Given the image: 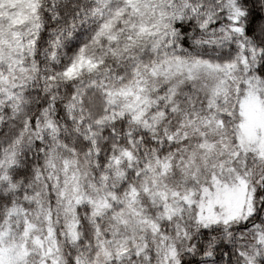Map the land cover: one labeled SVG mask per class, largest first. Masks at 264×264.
<instances>
[{
    "label": "clouds",
    "instance_id": "9594fccd",
    "mask_svg": "<svg viewBox=\"0 0 264 264\" xmlns=\"http://www.w3.org/2000/svg\"><path fill=\"white\" fill-rule=\"evenodd\" d=\"M135 2L143 16L32 0L14 23L0 2V264H264V142L239 134L264 79V0H234L238 19L229 0ZM104 24L115 39L96 38ZM82 48L91 66L68 75ZM177 58L232 71L190 76ZM218 183L246 198L205 223Z\"/></svg>",
    "mask_w": 264,
    "mask_h": 264
},
{
    "label": "snow or ice",
    "instance_id": "6c2138e0",
    "mask_svg": "<svg viewBox=\"0 0 264 264\" xmlns=\"http://www.w3.org/2000/svg\"><path fill=\"white\" fill-rule=\"evenodd\" d=\"M2 2V0H0ZM103 2L104 0H98V4L96 9H93L94 12L103 13ZM129 4L131 7L137 11V13L141 16L144 15L143 12H140L138 9V5L136 4L135 0H129ZM229 8L233 14V17L238 19L244 12L242 9L237 7L234 3V0H229ZM29 10L35 11V5L32 3V0H28L26 11ZM175 15V14H173ZM167 17V13L164 11L160 12V18L156 21V24L159 25L164 23ZM14 23V21H12ZM165 27L168 25L165 24ZM252 25L250 24L247 29L243 27H239L234 25L232 31L236 32H245L250 31ZM109 28L108 24H104L101 26L97 33V39H102L106 37L109 40L115 39L113 35H111L107 29ZM150 32V29L145 24L141 23L139 26V33L145 34ZM225 39L228 38L227 33L225 34ZM62 43L61 37H56L53 40L54 45H59ZM251 43V42H250ZM252 50L255 51V46H252ZM82 64H87L91 66V58L87 56L85 49L80 50V54L73 62V67L68 69V75H75L76 69H78ZM176 69L178 71L186 70L189 75H193L195 73L200 72L201 70L206 71L210 74L222 71L225 73H230L232 71V67L230 65H214L209 61H204L201 59L193 58L190 62L187 60H181L177 58ZM264 95V79H259L257 77H253L248 82V90L247 94L241 99L240 101V114H241V123L239 124V134L241 137L242 142L244 140H253L260 138L262 142H264V136H261V133H264V100L261 99V96ZM241 185H243V181H241ZM207 191V190H205ZM209 200L207 204L208 214L204 216L203 219L205 223L209 221H215L219 219L217 214L213 211L214 206H219L221 209L224 210L226 215L224 218L228 219L231 215H234L239 212L241 203L246 198V189L243 187H238L236 185H229L227 183L219 184L216 190L212 193H209ZM250 199V197H249ZM251 207V205H249ZM16 209H10V213H16ZM25 227V234L27 235L34 229V225L30 221H26L24 224ZM68 229L71 231L73 228V224L69 222L67 224ZM262 238H264V233H261ZM37 243H41L39 240L36 241ZM103 244V241H101ZM106 255L111 254V250L109 248L104 249ZM124 251L122 248H117V253ZM251 260V258H249ZM45 264L47 262L45 261ZM58 264V262H55Z\"/></svg>",
    "mask_w": 264,
    "mask_h": 264
},
{
    "label": "rangeland",
    "instance_id": "374dc122",
    "mask_svg": "<svg viewBox=\"0 0 264 264\" xmlns=\"http://www.w3.org/2000/svg\"><path fill=\"white\" fill-rule=\"evenodd\" d=\"M10 3L13 5V8H15V11L13 13H10L11 18L14 22H18L20 19L27 18V3L28 0H14V3L10 1Z\"/></svg>",
    "mask_w": 264,
    "mask_h": 264
},
{
    "label": "trees",
    "instance_id": "16d2710c",
    "mask_svg": "<svg viewBox=\"0 0 264 264\" xmlns=\"http://www.w3.org/2000/svg\"><path fill=\"white\" fill-rule=\"evenodd\" d=\"M12 3H14V0H10ZM15 9V8H14Z\"/></svg>",
    "mask_w": 264,
    "mask_h": 264
}]
</instances>
